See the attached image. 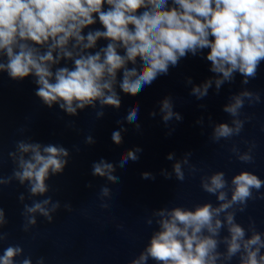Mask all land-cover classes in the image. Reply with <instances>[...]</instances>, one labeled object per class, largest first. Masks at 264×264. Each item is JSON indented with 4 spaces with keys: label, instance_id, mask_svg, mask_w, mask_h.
Listing matches in <instances>:
<instances>
[{
    "label": "clouds",
    "instance_id": "clouds-1",
    "mask_svg": "<svg viewBox=\"0 0 264 264\" xmlns=\"http://www.w3.org/2000/svg\"><path fill=\"white\" fill-rule=\"evenodd\" d=\"M97 22L102 28L92 27ZM101 40L107 43L98 45ZM189 54L210 62L209 71L214 74L193 85L191 95L197 99L205 98L213 84L219 94L222 85L235 81L236 74L242 77V85H248L264 62V0H0V73L16 82L32 77L34 94L42 104L49 109L58 105L69 116L91 108L99 119L105 108L119 110L121 93L137 96L158 78L169 75L170 68L178 67ZM187 83L192 84L190 77ZM260 102V93L247 88L232 94L223 106L231 122L213 124L211 140L219 143L240 136L252 119L242 109L246 103L254 106ZM139 110V103L134 102L124 118L137 130L141 127L137 123ZM160 111L166 125L173 118L183 119L173 111L171 97L161 101ZM125 131L121 126L112 132L116 145L122 143ZM85 142L95 141L89 135ZM244 143L247 151L241 152L235 143L230 151L240 162L251 164L256 143ZM142 151L136 147L122 153L119 167L138 161ZM69 155L62 145H44L31 139L16 141L15 150L8 153L14 167L11 175H0V186L16 181L26 186L28 199L45 197L27 204L25 195H19L24 232L37 225L38 215L53 222L61 203L47 195L48 181L63 174ZM191 155L186 153L173 164L172 172L162 169L161 174L183 182L185 167L190 175L200 171L190 163ZM167 159L173 160L174 153ZM115 170L104 159L92 164L94 177L114 184L120 182ZM141 177L155 180L149 172ZM87 187L91 188V183ZM200 187L215 196L217 204L154 209L146 223H155L157 229L128 264H148L149 260L155 264H232L234 258L237 264H264V232L257 230L251 217L247 228L236 220L250 200L264 199L260 193L264 180L242 170L229 182L225 172L215 171L200 177ZM110 195V188L102 186L101 208L109 207L103 200ZM64 207L72 211L71 205ZM7 223L0 207V244L8 239L9 234L3 231ZM224 232L227 234L222 235ZM18 257L23 258L18 261ZM0 264H33V260L24 255L22 246L8 244L0 254ZM36 264H45L44 257Z\"/></svg>",
    "mask_w": 264,
    "mask_h": 264
}]
</instances>
